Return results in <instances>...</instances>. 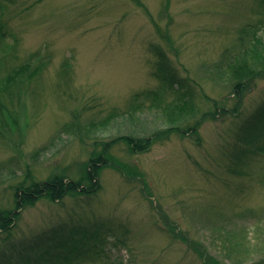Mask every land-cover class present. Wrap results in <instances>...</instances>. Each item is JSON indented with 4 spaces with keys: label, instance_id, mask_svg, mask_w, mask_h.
I'll use <instances>...</instances> for the list:
<instances>
[{
    "label": "rangeland",
    "instance_id": "1",
    "mask_svg": "<svg viewBox=\"0 0 264 264\" xmlns=\"http://www.w3.org/2000/svg\"><path fill=\"white\" fill-rule=\"evenodd\" d=\"M0 21L7 31L2 76L28 58L42 66L23 85L24 103L11 106L23 138L21 130L7 133L10 144L0 137V206L11 207L27 173L78 178L103 141L168 129L166 107L154 106L151 96L135 98L151 90H160L164 103L177 98L158 73L175 71L186 83L180 91L193 101L174 123L188 130L200 120L197 132L165 131L145 151L113 145V158L135 177L106 166L95 194L40 199L23 209L13 242L59 226L76 231L64 238L71 241L96 230L88 242L97 244L100 260L81 264H205L172 236V225L220 264H255L264 256V153L235 158L240 127L262 112L264 76L238 98L221 62L225 51L229 61L250 46L246 58L263 67L264 0H0ZM76 108L88 129L116 113L90 132L64 131ZM8 247L0 240V253Z\"/></svg>",
    "mask_w": 264,
    "mask_h": 264
},
{
    "label": "trees",
    "instance_id": "2",
    "mask_svg": "<svg viewBox=\"0 0 264 264\" xmlns=\"http://www.w3.org/2000/svg\"><path fill=\"white\" fill-rule=\"evenodd\" d=\"M155 26L158 28L159 32L163 34V31H161L157 22L155 23ZM245 30L243 29L241 31L240 36L237 39L238 46L243 47L247 44L245 38V33L247 32ZM6 35L7 31L5 30V24L0 21V42L2 45L4 44L3 40H5ZM166 36L170 40V36L168 34H166ZM257 41L258 38L255 39V42ZM248 47L249 48L237 53V58L235 56L234 59L229 61L227 60L228 52L225 51L221 60L222 63H226L222 65L227 66V68L231 71V76L235 81L233 84V93H235L238 98H242L245 91L250 87L248 82L255 78L264 76V65L261 67L262 64L260 66L256 65V63H251L246 58V55L250 51V46ZM155 52L159 54L160 59L165 58L163 51L158 46H156ZM222 65H218V69H220ZM1 66L0 137H5L7 143L10 144L9 142H11V139L7 133H14L15 130L18 131V120L16 118L18 113L12 109L11 106L14 107L16 99H18L21 103H24L22 99L24 94L23 85L37 76L42 69V66L40 64L35 65L32 58H28L24 62L13 66L12 69H10L4 76L1 74ZM163 70L165 69L162 67L160 71ZM158 76L162 78V81H165L168 84L171 90L178 91L177 98L174 99L172 103L163 102L164 96L160 90L138 92L135 94V98L138 99L143 95L153 97V105H161L164 108L166 107L167 117L170 118V122L173 124L161 133L159 132L153 135L140 137L134 134H126L103 141L102 149L94 150L87 163L83 164L78 178H68L65 172H56L52 173L46 179L38 180L33 178L31 172L27 173L24 180L19 182L16 186L11 207L0 206V240L9 243L8 249L6 248V250L4 249L0 253V264H81L85 261L100 260L101 250L97 248V244L88 242L89 238L91 239L94 236H97L98 232L96 230H92L93 232L90 233L89 231L87 232L83 230V236L79 237V239L75 237V240L71 241V239L64 238L70 237V233L76 231H73L72 229L68 234H65L63 233V229L59 226L51 228L49 232L43 230L33 234L31 237H23L21 240L13 242L18 221L21 217L23 209L36 204V202L40 199H47L51 202H59L67 196H90L95 194V192L101 188L100 175L103 168L106 166H112L120 172H123L128 180L131 179V176L135 177V171L130 168L127 169L128 167L120 162L117 163L113 158L111 153L113 145L119 142H124L128 147V150L132 152H141L149 149L154 139L162 137L164 134L163 132L165 131H177L182 133H185L186 131H191L192 133L198 131L200 120L195 122V124H187L186 128L188 130L182 128L179 123H174L179 120V117H183L186 113H188V111H191L194 108L192 98L187 96L188 94L186 95V92L180 91L179 88L184 87L186 83L176 75L175 71H167V74L162 72L161 75L158 73ZM205 97L211 99L208 95H205ZM162 103H164V105ZM260 110H262L261 113H254L252 118L240 127L238 138L243 144H238L235 148V158L238 163L243 160V155L245 156L249 152L254 154L264 153V103L260 106ZM223 112H225L224 107ZM115 113L116 112L103 121L90 122L89 125L92 127L91 129L97 128L100 124H105L114 116ZM80 114L81 111L79 108L72 110V121L70 124L64 125L63 130L77 131V133L80 131L79 134H81V130L85 127L84 129H87L85 132H90L91 129L86 128L89 126H83V124L79 122ZM210 115L214 118L216 113H212ZM19 134L21 138H23V130H21ZM13 144L17 147L19 146V143ZM246 165H248V163ZM130 171L134 172V174ZM236 171L237 173L243 172L242 169H237ZM174 228L175 227L172 225L169 226V230L173 234L172 236L174 238H181L189 245V247H192L200 258L203 259L205 264H220V262L214 258L206 250V248H204L201 242L191 240L183 233L180 234V232L176 231ZM71 242H73V244L70 247L69 245ZM255 264H264V256H261Z\"/></svg>",
    "mask_w": 264,
    "mask_h": 264
}]
</instances>
